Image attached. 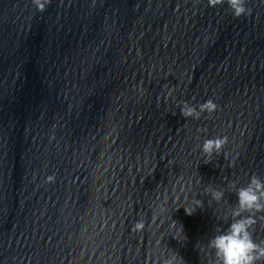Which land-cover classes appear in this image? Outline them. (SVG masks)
<instances>
[{"label": "water", "instance_id": "1", "mask_svg": "<svg viewBox=\"0 0 264 264\" xmlns=\"http://www.w3.org/2000/svg\"><path fill=\"white\" fill-rule=\"evenodd\" d=\"M247 7L0 0V264H213L236 196L209 207L205 188L264 179V0Z\"/></svg>", "mask_w": 264, "mask_h": 264}, {"label": "clouds", "instance_id": "2", "mask_svg": "<svg viewBox=\"0 0 264 264\" xmlns=\"http://www.w3.org/2000/svg\"><path fill=\"white\" fill-rule=\"evenodd\" d=\"M45 2L33 0V4L39 11L45 10ZM221 4L227 5L234 18L251 14V9L247 7V0H207L209 7ZM179 109L185 120L188 118L198 120L202 114L210 115L216 112L218 106L212 99H208L198 106L184 102L179 105ZM227 142L226 136L205 139L201 147V155L205 158L204 163L211 162L214 155H219ZM47 179L52 181L54 178ZM237 184L238 182H233L226 188L209 184L204 190L205 195L210 196L209 207L213 202L217 204L225 202L226 193L229 190L236 196V204H229V211L225 220L221 222L227 223V227L218 226L214 229V234L208 238L207 248L213 257V264H264V240L254 239L256 225L259 221H264V179L253 174L243 186L238 187ZM183 208L185 214L191 216L197 209L203 208V201L195 199L191 201L190 206ZM143 227V222L137 221L133 230ZM179 233L184 238L182 227H179ZM160 260L161 264H184L182 258L170 250L167 255L162 254Z\"/></svg>", "mask_w": 264, "mask_h": 264}]
</instances>
